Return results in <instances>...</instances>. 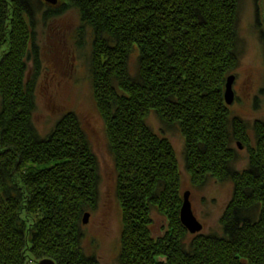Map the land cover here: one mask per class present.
<instances>
[{"label": "trees", "instance_id": "trees-1", "mask_svg": "<svg viewBox=\"0 0 264 264\" xmlns=\"http://www.w3.org/2000/svg\"><path fill=\"white\" fill-rule=\"evenodd\" d=\"M60 2L0 0V264H97L81 245V219L95 208L99 183L83 125L69 112L45 138L32 127L41 74L35 15L43 5L44 20L74 11L78 33H92V93L121 211L118 264H264V122L254 123L248 146L246 124L230 118L223 98L238 66L239 0ZM260 40L264 45L263 32ZM151 112L181 132L193 185L207 178L233 185L220 234L186 240L177 156L145 123ZM233 140L248 146L242 171L232 168ZM153 209L168 222L158 238L150 231Z\"/></svg>", "mask_w": 264, "mask_h": 264}, {"label": "rangeland", "instance_id": "rangeland-1", "mask_svg": "<svg viewBox=\"0 0 264 264\" xmlns=\"http://www.w3.org/2000/svg\"><path fill=\"white\" fill-rule=\"evenodd\" d=\"M41 8L35 15L41 74L36 83L37 108L32 116V127L37 136L45 138L63 114L74 112L78 115L97 159L99 179L95 208L85 211L90 217L87 224L80 225L81 245L85 255L94 257L97 264H118L121 211L116 199L114 159L92 93L88 60L92 33L89 28L78 33L79 17L74 11L44 20L43 12L47 8L44 5ZM237 10L238 66L229 74L236 77L233 83L235 101L227 108L230 118L241 119L246 124L248 146H254V123L264 122V96L260 94L264 87V45L260 40V33H264V0H239ZM78 42L81 50L77 48ZM3 50H0V58ZM137 60L136 51H133L128 62L132 78L137 73ZM145 123L153 133L172 144L180 168L181 196L189 192L194 216L202 225L203 230L197 235L220 234L221 216L233 196V185L214 178H207L203 186L193 185L186 171L185 143L179 129L166 127L154 112L147 116ZM248 146L233 140L231 147L236 154L233 170L242 171L247 167ZM150 218L153 238L161 237L167 231V220L155 209ZM194 236L188 233L186 240Z\"/></svg>", "mask_w": 264, "mask_h": 264}, {"label": "water", "instance_id": "water-1", "mask_svg": "<svg viewBox=\"0 0 264 264\" xmlns=\"http://www.w3.org/2000/svg\"><path fill=\"white\" fill-rule=\"evenodd\" d=\"M42 2H44L46 5L50 7H54L58 4L59 0H42ZM235 79H236L235 75H230L226 79L224 86L225 90L223 93V98L226 106H231L235 101L234 90H233V83ZM182 197H183V201L179 212V219L181 226L184 227V229L187 230V232L190 235L192 236L197 235L201 233L203 229L201 223L194 216L193 209L191 208L189 192H185ZM89 217H90L89 213H84L81 223L83 225L87 224ZM35 264H55V262H53L49 258H43V260L38 261Z\"/></svg>", "mask_w": 264, "mask_h": 264}, {"label": "flooded vegetation", "instance_id": "flooded-vegetation-1", "mask_svg": "<svg viewBox=\"0 0 264 264\" xmlns=\"http://www.w3.org/2000/svg\"><path fill=\"white\" fill-rule=\"evenodd\" d=\"M237 145H239V146H238V148H239V147H240V144H237ZM239 149H240V148H239Z\"/></svg>", "mask_w": 264, "mask_h": 264}]
</instances>
